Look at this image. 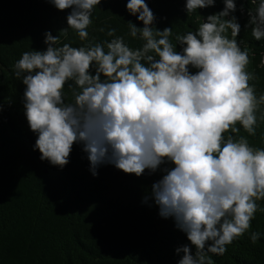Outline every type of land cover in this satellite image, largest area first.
<instances>
[{
    "label": "clouds",
    "instance_id": "9594fccd",
    "mask_svg": "<svg viewBox=\"0 0 264 264\" xmlns=\"http://www.w3.org/2000/svg\"><path fill=\"white\" fill-rule=\"evenodd\" d=\"M48 2L71 9L67 27L55 36L46 31L47 48L24 51L12 66L26 85L25 115L40 159L63 168L82 143L93 175L104 163L136 176L161 170L150 196L191 242L176 248L178 264H215L210 253L223 256L249 232L255 245L264 235L250 231L264 213V147L249 138L264 124V92L248 70L255 52L237 39L236 0H223L194 31L175 34V44L173 27H156L146 0H127V11L143 22L127 20L128 35L143 42L135 48L111 26L98 29L110 40L88 39L101 0ZM216 2L186 0L185 10L190 16ZM249 3L243 30L264 40V0ZM70 29L84 43L61 44Z\"/></svg>",
    "mask_w": 264,
    "mask_h": 264
},
{
    "label": "trees",
    "instance_id": "16d2710c",
    "mask_svg": "<svg viewBox=\"0 0 264 264\" xmlns=\"http://www.w3.org/2000/svg\"><path fill=\"white\" fill-rule=\"evenodd\" d=\"M146 2L156 15V27H173L174 44L175 34L194 31L203 16L224 7L223 0H217L214 7L188 16L186 0ZM236 3L235 15L242 25L237 39L241 47L247 43L255 52L248 70L258 74L260 79L253 83L258 93L264 92V40L256 41L250 29L243 30L249 19L246 10L254 6L249 0ZM126 4L127 0H101L88 39L110 40L98 29L111 26L131 47H139L143 42L128 35L127 20L140 27L143 22L127 11ZM70 11L58 10L48 0H0V264H178L183 253L177 254L176 248L191 242L176 228L174 218L160 216L150 196L161 170L136 176L104 163L93 175L82 143L73 145L63 168L41 160L34 149L37 134L29 127L23 102L26 85L15 77L12 66L24 51L45 50V32L59 35ZM60 42L84 43L71 29ZM65 92L71 102L67 87ZM249 139L264 147V124ZM250 231L264 233V213L256 214ZM249 236L245 233L228 245L223 256L210 253L215 264H264V235L255 245Z\"/></svg>",
    "mask_w": 264,
    "mask_h": 264
}]
</instances>
